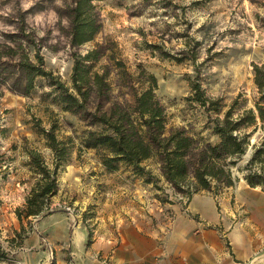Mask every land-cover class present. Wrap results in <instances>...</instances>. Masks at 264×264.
Segmentation results:
<instances>
[{"label":"rangeland","instance_id":"374dc122","mask_svg":"<svg viewBox=\"0 0 264 264\" xmlns=\"http://www.w3.org/2000/svg\"><path fill=\"white\" fill-rule=\"evenodd\" d=\"M71 1L0 0V264H76L71 247L58 244L52 226L44 221L50 215L67 214L71 223L78 222L87 231V245L106 233L117 241L115 235L126 223L148 220L167 225L174 215L170 204L185 208L190 200L180 199L181 193L151 158L144 164L155 184L134 175L123 163L115 171L105 170L96 149L80 145L88 121L61 107L46 78L36 77L27 94L17 89L19 72L10 64L24 53L34 62L35 54L40 56L53 78L70 85L73 52L104 42L108 52L122 58L135 85L148 73L156 77L155 94L165 108L168 126H185L212 143L218 137L203 127L202 107L187 99L191 82L200 81L207 96L219 98L222 110L235 98V110L251 107L258 94L252 63L264 61V0H94L102 25L93 40L76 48L67 36ZM106 63L102 57L96 68ZM121 84L114 93L130 91L121 80L116 86ZM41 128H53L57 140L71 149L58 169V187L49 208L19 220L15 209L23 207L39 177L28 163V150L39 151L52 166L53 154ZM249 137L238 166L251 156L253 143L262 146L264 128L258 125ZM232 169L238 177L234 184L211 194L219 208L241 202L239 190L251 186L241 170ZM252 187L264 191V185ZM235 217L229 221L234 223Z\"/></svg>","mask_w":264,"mask_h":264},{"label":"trees","instance_id":"16d2710c","mask_svg":"<svg viewBox=\"0 0 264 264\" xmlns=\"http://www.w3.org/2000/svg\"><path fill=\"white\" fill-rule=\"evenodd\" d=\"M93 1L72 0L69 4L67 36L69 45L74 48L93 40L102 25ZM108 51L111 50L104 42H97L84 52L74 51L70 85L58 76L53 78L40 56L35 54L38 60L34 62L26 52L10 64L19 72L15 85L27 94L34 87L36 77L46 78L57 93L61 107L88 121L90 127L82 130L80 145L95 148L107 171H115L123 163L134 175L155 184L154 175L144 164L151 158L169 185L187 199L199 191L216 196L232 186L238 179L232 174L233 166L243 172V178L251 186L264 185V165H254L264 161V141L260 143L262 146L253 143L251 156L238 166L250 143V134L258 125L264 128V61L252 63L258 94L253 99V106L248 108L235 110L238 103L235 98L228 108L222 110L219 98L207 96L200 81L191 82V94L187 99L202 107L205 115L203 127L218 137L212 143L203 141L202 136L185 126H168L165 108L155 94L156 77L148 73L135 85L122 58ZM102 57L109 63L101 64L98 69ZM111 73L116 76L115 80ZM141 73L146 72L142 69ZM118 80L124 82L130 91L114 93L115 87L122 88V84L116 86ZM41 133L51 148L52 166L39 151L28 150V163L39 177L25 195L23 207L15 209L19 220L49 208L50 197L58 187V169L70 153L71 146L57 140L53 128H41Z\"/></svg>","mask_w":264,"mask_h":264},{"label":"crops","instance_id":"0c3cea01","mask_svg":"<svg viewBox=\"0 0 264 264\" xmlns=\"http://www.w3.org/2000/svg\"><path fill=\"white\" fill-rule=\"evenodd\" d=\"M239 196L241 202L223 209L209 192L199 191L185 208L170 204L174 215L167 225L126 223L115 235L117 241L106 233L87 245V231L67 214L44 221L58 244L71 247L76 264H264V191L243 187ZM70 225L72 231H65Z\"/></svg>","mask_w":264,"mask_h":264},{"label":"built area","instance_id":"2783aa9c","mask_svg":"<svg viewBox=\"0 0 264 264\" xmlns=\"http://www.w3.org/2000/svg\"><path fill=\"white\" fill-rule=\"evenodd\" d=\"M179 196H180V199H184V198L187 199V197L183 196V194H180Z\"/></svg>","mask_w":264,"mask_h":264},{"label":"water","instance_id":"95a60500","mask_svg":"<svg viewBox=\"0 0 264 264\" xmlns=\"http://www.w3.org/2000/svg\"><path fill=\"white\" fill-rule=\"evenodd\" d=\"M233 175L235 176V174L233 173Z\"/></svg>","mask_w":264,"mask_h":264}]
</instances>
